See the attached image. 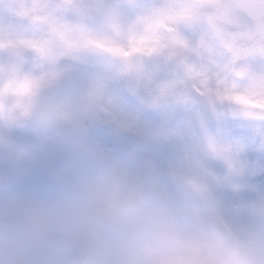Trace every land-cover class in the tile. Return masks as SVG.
Here are the masks:
<instances>
[{
	"label": "clouds",
	"instance_id": "clouds-1",
	"mask_svg": "<svg viewBox=\"0 0 264 264\" xmlns=\"http://www.w3.org/2000/svg\"><path fill=\"white\" fill-rule=\"evenodd\" d=\"M0 264H264V0H0Z\"/></svg>",
	"mask_w": 264,
	"mask_h": 264
}]
</instances>
